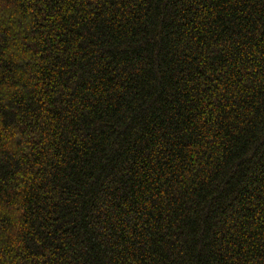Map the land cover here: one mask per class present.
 I'll list each match as a JSON object with an SVG mask.
<instances>
[{"label":"trees","instance_id":"1","mask_svg":"<svg viewBox=\"0 0 264 264\" xmlns=\"http://www.w3.org/2000/svg\"><path fill=\"white\" fill-rule=\"evenodd\" d=\"M0 264H264V0H0Z\"/></svg>","mask_w":264,"mask_h":264}]
</instances>
